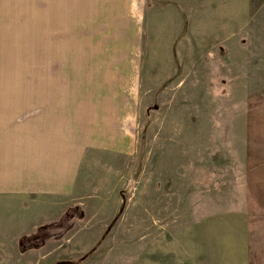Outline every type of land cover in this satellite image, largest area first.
<instances>
[{
    "label": "rangeland",
    "instance_id": "1",
    "mask_svg": "<svg viewBox=\"0 0 264 264\" xmlns=\"http://www.w3.org/2000/svg\"><path fill=\"white\" fill-rule=\"evenodd\" d=\"M139 10L91 22L87 0H0V94L101 95L124 136L88 150L51 219L0 212V264H264V0Z\"/></svg>",
    "mask_w": 264,
    "mask_h": 264
},
{
    "label": "crops",
    "instance_id": "2",
    "mask_svg": "<svg viewBox=\"0 0 264 264\" xmlns=\"http://www.w3.org/2000/svg\"><path fill=\"white\" fill-rule=\"evenodd\" d=\"M139 5L140 0H87V21L115 20L126 11L140 18ZM0 97V212L22 213L19 207L29 202L20 222L34 227L60 212L58 200H70L81 189L90 148L123 149V117L114 103L94 104L102 97L97 94L51 95L19 109L10 95Z\"/></svg>",
    "mask_w": 264,
    "mask_h": 264
}]
</instances>
